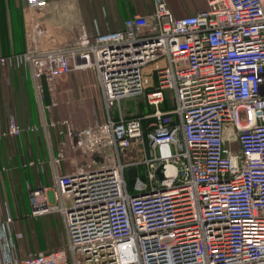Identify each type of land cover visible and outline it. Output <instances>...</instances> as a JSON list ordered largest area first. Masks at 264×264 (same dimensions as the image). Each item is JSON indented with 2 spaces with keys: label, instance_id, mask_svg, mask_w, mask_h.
<instances>
[{
  "label": "built area",
  "instance_id": "2783aa9c",
  "mask_svg": "<svg viewBox=\"0 0 264 264\" xmlns=\"http://www.w3.org/2000/svg\"><path fill=\"white\" fill-rule=\"evenodd\" d=\"M46 2L26 0L18 61L39 97L93 69L103 117L78 130L61 119L51 164L78 161L51 187L27 186L29 217L58 213L65 245L21 257L6 215L0 264H264V0L180 16L157 0L118 29L41 48L33 11ZM128 97L152 111L125 115ZM38 129L10 116L0 140Z\"/></svg>",
  "mask_w": 264,
  "mask_h": 264
},
{
  "label": "crops",
  "instance_id": "0c3cea01",
  "mask_svg": "<svg viewBox=\"0 0 264 264\" xmlns=\"http://www.w3.org/2000/svg\"><path fill=\"white\" fill-rule=\"evenodd\" d=\"M156 1L47 0L33 11V18L40 27L39 46L55 47L84 35L118 29L124 18L151 12ZM164 1L178 16L206 7L205 0ZM175 1L180 2L181 10L176 9ZM26 16V0H0V126L5 127L10 116L22 126H39L38 131H23L18 137L6 136L0 140V167L5 168L0 172V221L9 215L13 219L12 230L22 232L21 229H27V222L31 231L37 233L43 231V222L29 217L27 186L51 187L54 170L69 172L78 161L70 156L74 153H69L55 169L51 164L60 136L49 130L47 136L43 127L53 115L50 102L57 101L59 118L68 119L73 130L82 128L97 116L95 103L101 112V117H97L102 119L103 107L93 69L71 71L59 79L54 96L47 92L38 96L28 64L20 63L17 58L29 47ZM29 160H34L35 164H26ZM48 197L53 199L51 191ZM21 240H16L20 256L23 253ZM39 243L40 247H48L43 239H39Z\"/></svg>",
  "mask_w": 264,
  "mask_h": 264
},
{
  "label": "rangeland",
  "instance_id": "374dc122",
  "mask_svg": "<svg viewBox=\"0 0 264 264\" xmlns=\"http://www.w3.org/2000/svg\"><path fill=\"white\" fill-rule=\"evenodd\" d=\"M174 6L177 10H181V4L178 1L174 2ZM175 15V14H174ZM178 16V15H176ZM54 102H50V104H53L50 107V110L53 111V115L51 119L47 120L48 130L51 134L55 135L58 134V131L63 129V125L60 123L61 118H59L58 114V105L57 101L53 100ZM94 104V103H93ZM121 106L123 108V112L125 115H140V114H147L150 111H152V108L147 106L146 101L144 97H128L123 100H121ZM81 107V105H80ZM84 108V107H83ZM95 113L100 118L101 112L98 107V104L95 103ZM162 108H169V101L167 103H163ZM54 109V110H53ZM141 169H139L140 171ZM41 219L43 224L42 230L37 233H34L31 231V226L29 227L26 222V228L21 229L23 237L20 242L22 245V256H25L29 253H34L40 250H50L55 249L59 247H63L65 245V232H64V226L62 222V218L58 213L48 214L44 216L37 217L36 220ZM32 220H35V218H32ZM27 221V220H26ZM41 222V223H42ZM50 223V224H49ZM49 224V225H48ZM39 239H43L48 242V247L43 248L40 247Z\"/></svg>",
  "mask_w": 264,
  "mask_h": 264
},
{
  "label": "trees",
  "instance_id": "16d2710c",
  "mask_svg": "<svg viewBox=\"0 0 264 264\" xmlns=\"http://www.w3.org/2000/svg\"><path fill=\"white\" fill-rule=\"evenodd\" d=\"M169 107H170V105H169ZM126 172H127L128 175H132V174H134V169L133 168H128Z\"/></svg>",
  "mask_w": 264,
  "mask_h": 264
}]
</instances>
